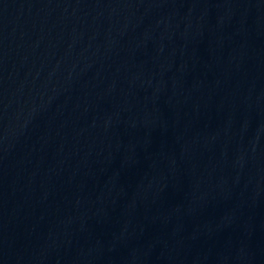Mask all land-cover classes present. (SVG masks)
<instances>
[{"label":"water","instance_id":"obj_1","mask_svg":"<svg viewBox=\"0 0 264 264\" xmlns=\"http://www.w3.org/2000/svg\"><path fill=\"white\" fill-rule=\"evenodd\" d=\"M0 264H264V0H0Z\"/></svg>","mask_w":264,"mask_h":264}]
</instances>
